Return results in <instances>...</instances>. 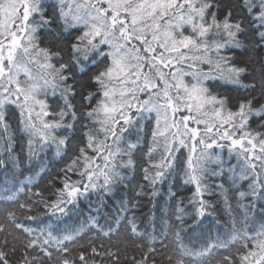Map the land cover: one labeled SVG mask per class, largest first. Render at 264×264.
Returning a JSON list of instances; mask_svg holds the SVG:
<instances>
[{"label": "snow or ice", "instance_id": "snow-or-ice-1", "mask_svg": "<svg viewBox=\"0 0 264 264\" xmlns=\"http://www.w3.org/2000/svg\"><path fill=\"white\" fill-rule=\"evenodd\" d=\"M49 151L63 162L49 195L28 178L0 196V264H264V226L248 231L264 215V0H0V169ZM137 169L152 197L182 173L192 210L159 231L138 201L105 217ZM221 204L230 239H202Z\"/></svg>", "mask_w": 264, "mask_h": 264}, {"label": "trees", "instance_id": "trees-1", "mask_svg": "<svg viewBox=\"0 0 264 264\" xmlns=\"http://www.w3.org/2000/svg\"><path fill=\"white\" fill-rule=\"evenodd\" d=\"M218 91L225 92V89L221 88ZM226 95L235 98L239 93L233 91H226ZM53 98H49L51 103ZM74 103L79 105V97L76 98ZM55 106V105H53ZM262 118L253 116L250 120V124L253 127H256L257 121H260ZM13 128H16V121H13ZM130 140H135V137H129ZM25 141L19 139V134H17V144L16 152L24 156V152L21 151L24 146ZM226 163L225 168L227 169L228 163L235 165V158H229L225 155L224 157ZM147 166V165H145ZM63 167V162L61 159L54 155L52 151H49L47 154L43 155L40 159L35 160L31 163L30 167L27 163L23 164L18 169H13L11 166L7 170L0 169V196L12 194L24 186L27 183L28 178H31L32 183L28 185L32 192L40 191L43 192L46 196L49 195V188L52 186V178L59 173V169ZM21 172L23 173L21 175ZM128 179L125 181V186H118L117 189L110 195V198L105 200V203L108 205L106 209H102L103 215L105 217L111 218L115 215L122 203L128 204L132 201H138L139 211L137 212V218L143 220L146 224L148 219H154L157 225V231L164 226L165 221L171 217V213L175 210L177 206L184 207L186 211H191L192 207L188 204L189 198L193 195V187L191 185H185L182 182V173H177L172 178L165 180L162 184H157V195L152 197L150 192L148 195H137L139 188L137 185L144 184L145 182L142 179V172L137 169L134 172H127ZM76 177H73L75 179ZM58 186V181H55ZM214 184L221 183V179H214ZM224 188L228 191L229 197L233 205V216L235 217L237 227H239V222L241 221V209L236 207L237 197L235 196V188L231 185V180L223 179ZM247 181L241 182V189L246 188ZM7 189V192L4 189ZM27 191V189H25ZM24 193H21L23 197ZM213 200H220V196L211 197ZM182 202V203H181ZM247 201H245L246 203ZM96 198L93 195L90 201H84L80 205L78 212L80 215L74 214L69 223H74L76 220H79L81 223L89 216L90 212H96ZM163 218V219H162ZM174 219V217H171ZM217 219L218 223L211 226V230H208L209 226L205 227V233L202 239H207L210 242L219 239L225 241L230 239V229L228 227L230 221L228 214L224 211L223 205L221 204L217 208ZM103 222V221H102ZM26 224H35L33 221H25ZM261 226H264V215H261L259 212V207L256 212L249 216L248 222V231L252 232L254 229L258 230ZM129 256L133 254L129 250ZM123 264H128V261H124Z\"/></svg>", "mask_w": 264, "mask_h": 264}]
</instances>
